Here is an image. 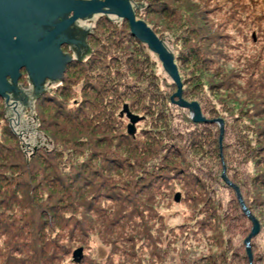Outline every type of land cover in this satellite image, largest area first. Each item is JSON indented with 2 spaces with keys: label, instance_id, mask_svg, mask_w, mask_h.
Masks as SVG:
<instances>
[{
  "label": "trees",
  "instance_id": "1",
  "mask_svg": "<svg viewBox=\"0 0 264 264\" xmlns=\"http://www.w3.org/2000/svg\"><path fill=\"white\" fill-rule=\"evenodd\" d=\"M129 1L173 55L182 97L223 120L221 140L171 102L175 84L127 21L99 14L87 55L25 124L0 98V264H66L92 237L106 260L74 264H247L252 224L223 170L259 221L264 264V0Z\"/></svg>",
  "mask_w": 264,
  "mask_h": 264
},
{
  "label": "water",
  "instance_id": "2",
  "mask_svg": "<svg viewBox=\"0 0 264 264\" xmlns=\"http://www.w3.org/2000/svg\"><path fill=\"white\" fill-rule=\"evenodd\" d=\"M94 13L116 14L127 20L131 32L158 55L164 70L176 85V91L170 97L171 102L188 108L192 121H203L198 102H187L181 96V80L173 55L143 20L136 19L129 0H0V93L3 95L6 91L17 102H23L24 96L14 83L18 67L24 66L35 89H38L40 78L45 74L53 79L56 76L60 78L65 63L71 59L61 52L60 46L67 43L75 57L84 56L89 49L83 41L84 34L74 29V22ZM123 113L130 119L128 131L133 132L137 115L131 113L126 105ZM208 121L219 124L220 141L222 120ZM222 177L234 189L242 211L252 222L250 233L244 239L248 264H252L250 239L259 232V222L244 204L238 186L226 179L224 170ZM178 196L177 193L176 201ZM72 258L75 262L81 260L82 247L73 251Z\"/></svg>",
  "mask_w": 264,
  "mask_h": 264
},
{
  "label": "rangeland",
  "instance_id": "3",
  "mask_svg": "<svg viewBox=\"0 0 264 264\" xmlns=\"http://www.w3.org/2000/svg\"><path fill=\"white\" fill-rule=\"evenodd\" d=\"M101 14V13H99ZM99 14H91L85 18H81V19H77V21H79V24H80V27H76V21L74 22V29L76 30H79L81 31L83 34H84V38H83V41L85 43V45L87 46L85 40H86V37H87V34H88V31L89 29L93 26V25H97L96 27L98 28L100 24H97L96 21L98 23L101 22V19L100 17L98 18V15ZM106 16H109V17H114L116 16V14H105ZM135 15V14H134ZM119 17V16H118ZM98 18V19H97ZM121 18V17H120ZM97 19V20H96ZM108 20V19H107ZM127 21V20H126ZM128 23V22H127ZM102 26V25H101ZM130 27V26H129ZM102 28V27H100ZM92 30V29H91ZM161 40V39H160ZM162 41V40H161ZM144 42V41H143ZM163 45L165 46L164 42L162 41ZM63 45V48H60L61 52L65 53L66 55H69L70 58H75L72 50L70 48H68V45L65 43V44H62ZM146 45L148 46V44L146 43ZM88 47V46H87ZM165 48L168 50V48L165 46ZM89 49V48H88ZM148 49L153 52V50L150 49V47L148 46ZM169 51V50H168ZM89 52V51H88ZM170 52V51H169ZM155 53V52H153ZM156 54V53H155ZM87 53L84 55L86 56ZM82 56V57H84ZM157 58H158V55L156 54ZM159 59V58H158ZM160 61V60H159ZM68 62V61H67ZM67 62L65 63L64 65V69H65V66L67 65ZM160 63L162 64V62L160 61ZM163 66V65H162ZM177 66V65H176ZM63 69V71H64ZM17 73L16 75L14 76V83H15V86L22 92L23 96H24V100L23 102H17L11 95H9L10 99L8 98L7 99V96L4 95V98L6 97L5 99V113L7 115V117H9V119H13V118H19L18 120L21 121V123H26L27 119L28 118H31L32 115H33V110H32V102L33 100H35L36 98H38V95L40 96V91L41 89L44 87L43 85L46 84V86L48 84H53L55 82H57V80L59 79L58 76H56L54 79L50 76H47L46 74L44 75V77L41 79V83L38 87V89H35L34 87V84H33V81L32 79L30 78V76L28 74H26L25 72V68L24 66L23 67H18L17 69ZM177 70H178V74H179V68L177 67ZM63 73V72H62ZM180 76V75H179ZM58 77V78H57ZM172 80V79H171ZM181 80V78H180ZM173 82V81H172ZM181 86H182V81H181ZM182 88V87H181ZM175 91H176V85H175ZM8 92H6L5 94H7ZM174 94V93H173ZM181 96H182V90H181ZM183 98V97H182ZM174 99H177V98H174ZM184 99V98H183ZM185 100V99H184ZM187 102H191V101H188V100H185ZM2 104V102H1ZM178 106V105H177ZM181 107V106H179ZM184 109V107H181ZM187 110H189L188 108H185ZM0 110H1V106H0ZM201 110V108H200ZM201 113L203 116H205L201 110ZM222 120V119H221ZM256 122V120H254ZM223 122V120H222ZM215 123V122H213ZM20 127H22V125H20ZM223 128H224V125H223ZM177 193L174 194V198H175V195ZM179 195L181 196V193H179ZM179 198V196H178ZM260 225V224H259ZM252 227V226H251ZM251 230V229H250ZM245 246V245H244ZM80 247V246H78ZM76 247V248H78ZM82 247V253H88L90 254L91 256H95V257H98L101 261L104 259L106 260V254L108 252L107 248L104 247L100 241L96 238V237H92L90 238V249H83L84 247ZM74 248V249H76ZM240 251H243V248L240 247L239 249ZM246 253V251H245ZM105 257V258H104ZM72 258V256H71ZM66 263V264H74L75 262L73 261V259H71ZM103 264V263H102ZM248 264V263H247Z\"/></svg>",
  "mask_w": 264,
  "mask_h": 264
},
{
  "label": "bare ground",
  "instance_id": "4",
  "mask_svg": "<svg viewBox=\"0 0 264 264\" xmlns=\"http://www.w3.org/2000/svg\"><path fill=\"white\" fill-rule=\"evenodd\" d=\"M43 75V74H42ZM40 80H41V78H40ZM44 87L41 89V91H40V93L42 92H44L43 90H45L46 88H48L47 86H46V84L45 85H43ZM6 93V91H4V94L2 95L1 93H0V98H1V101L3 102V104H5V99H6V97L4 98V95H6L7 96V99L9 98L10 99V97H9V93H7V94H5ZM39 93V94H40ZM41 93V94H42ZM38 97H39V95H38ZM32 105H33V102H32ZM4 110H5V105H4ZM135 115V114H134ZM137 117H138V120L134 123V126H133V129L135 128V125H136V123L139 121V119H140V117L137 115ZM191 117V116H190ZM128 119V125L130 124V119L129 118H127ZM192 120V119H191ZM209 119L208 118H206L205 116H203V121H201V123L202 122H210V121H208ZM127 125V126H128ZM219 125V124H218ZM223 178V177H222ZM227 180H229L228 179V177L226 178ZM223 181H225L226 182V180L223 178ZM243 199V198H242ZM244 202V201H243ZM245 204V203H244ZM240 205V204H239ZM241 207V206H240ZM254 217H255V215H253ZM248 218V217H247ZM257 219V218H256ZM251 224H252V222H251ZM260 230V229H259ZM249 233H250V231H249ZM248 233V234H249ZM248 234H247V236H248ZM246 236V237H247ZM245 237V238H246ZM254 237V236H253ZM244 242V241H243ZM250 248H251V246H250ZM251 252H252V249H251Z\"/></svg>",
  "mask_w": 264,
  "mask_h": 264
},
{
  "label": "flooded vegetation",
  "instance_id": "5",
  "mask_svg": "<svg viewBox=\"0 0 264 264\" xmlns=\"http://www.w3.org/2000/svg\"><path fill=\"white\" fill-rule=\"evenodd\" d=\"M76 27H80L79 21H76ZM67 44V43H66ZM60 48H63V45L60 46ZM68 48H70V46L68 45Z\"/></svg>",
  "mask_w": 264,
  "mask_h": 264
}]
</instances>
